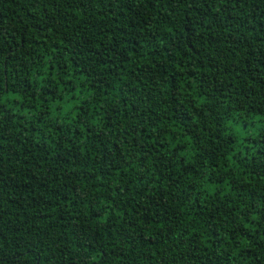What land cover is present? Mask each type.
<instances>
[{
	"label": "trees",
	"instance_id": "obj_1",
	"mask_svg": "<svg viewBox=\"0 0 264 264\" xmlns=\"http://www.w3.org/2000/svg\"><path fill=\"white\" fill-rule=\"evenodd\" d=\"M0 264H264V0H0Z\"/></svg>",
	"mask_w": 264,
	"mask_h": 264
}]
</instances>
